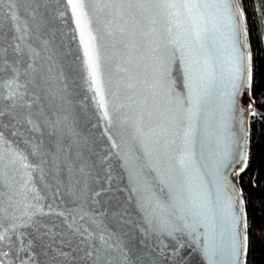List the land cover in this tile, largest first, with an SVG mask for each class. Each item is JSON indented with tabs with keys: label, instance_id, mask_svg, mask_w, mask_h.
I'll list each match as a JSON object with an SVG mask.
<instances>
[{
	"label": "snow or ice",
	"instance_id": "snow-or-ice-1",
	"mask_svg": "<svg viewBox=\"0 0 264 264\" xmlns=\"http://www.w3.org/2000/svg\"><path fill=\"white\" fill-rule=\"evenodd\" d=\"M247 37L239 0H0V264H247Z\"/></svg>",
	"mask_w": 264,
	"mask_h": 264
},
{
	"label": "trees",
	"instance_id": "trees-1",
	"mask_svg": "<svg viewBox=\"0 0 264 264\" xmlns=\"http://www.w3.org/2000/svg\"><path fill=\"white\" fill-rule=\"evenodd\" d=\"M252 53L255 106L250 120L249 167L238 178L246 202L249 250L247 264H264V0H240Z\"/></svg>",
	"mask_w": 264,
	"mask_h": 264
},
{
	"label": "water",
	"instance_id": "water-1",
	"mask_svg": "<svg viewBox=\"0 0 264 264\" xmlns=\"http://www.w3.org/2000/svg\"><path fill=\"white\" fill-rule=\"evenodd\" d=\"M239 3H240V6L242 7V3H241L240 0H239ZM246 27H247V23H246ZM246 42L250 44L249 37H247V41ZM249 51L251 52V48L249 49ZM79 98L80 99H83V92H81ZM251 98H252L251 97V93H249L248 91H245V93L241 97V101H240V103L242 104L243 109H244V113H243V115H244V127H245V130L249 134L248 135V153H249V143H250V120L251 119L248 120V116H247V105H248V103H251L252 102V99ZM255 109H256V112L257 113H262V112H260L256 108V106H255ZM232 180H233V182L235 184H237V186L239 188H241L240 187V184L238 182V178L235 175H233ZM243 198H244V195H243ZM183 256H184V259L187 261V264H206V261L203 258V256L200 254V252L198 250H196L195 248H193V247L186 248L185 251H184V253H183Z\"/></svg>",
	"mask_w": 264,
	"mask_h": 264
},
{
	"label": "rangeland",
	"instance_id": "rangeland-1",
	"mask_svg": "<svg viewBox=\"0 0 264 264\" xmlns=\"http://www.w3.org/2000/svg\"><path fill=\"white\" fill-rule=\"evenodd\" d=\"M248 120L252 119V116L249 115V108L247 107Z\"/></svg>",
	"mask_w": 264,
	"mask_h": 264
},
{
	"label": "bare ground",
	"instance_id": "bare-ground-1",
	"mask_svg": "<svg viewBox=\"0 0 264 264\" xmlns=\"http://www.w3.org/2000/svg\"><path fill=\"white\" fill-rule=\"evenodd\" d=\"M249 95V94H248ZM248 105H249V103H248ZM248 105H247V107H248ZM247 116H248V114H247ZM249 119V118H248Z\"/></svg>",
	"mask_w": 264,
	"mask_h": 264
}]
</instances>
